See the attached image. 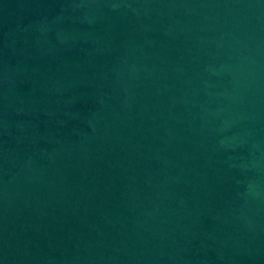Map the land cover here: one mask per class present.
Instances as JSON below:
<instances>
[{
	"label": "water",
	"instance_id": "1",
	"mask_svg": "<svg viewBox=\"0 0 264 264\" xmlns=\"http://www.w3.org/2000/svg\"><path fill=\"white\" fill-rule=\"evenodd\" d=\"M0 264H264V0H0Z\"/></svg>",
	"mask_w": 264,
	"mask_h": 264
}]
</instances>
